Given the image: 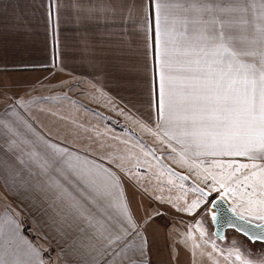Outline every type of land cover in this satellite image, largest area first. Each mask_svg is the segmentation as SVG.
Returning a JSON list of instances; mask_svg holds the SVG:
<instances>
[{
    "label": "crops",
    "instance_id": "0c3cea01",
    "mask_svg": "<svg viewBox=\"0 0 264 264\" xmlns=\"http://www.w3.org/2000/svg\"><path fill=\"white\" fill-rule=\"evenodd\" d=\"M154 7L0 0V222L19 226L37 264H153L157 244L143 218L162 216H144L140 204L177 208L194 172L217 169L216 160L249 162L190 153L182 161L184 146L165 135L174 130L157 106ZM105 173L119 178L135 231L104 194L115 192Z\"/></svg>",
    "mask_w": 264,
    "mask_h": 264
},
{
    "label": "snow or ice",
    "instance_id": "6c2138e0",
    "mask_svg": "<svg viewBox=\"0 0 264 264\" xmlns=\"http://www.w3.org/2000/svg\"><path fill=\"white\" fill-rule=\"evenodd\" d=\"M154 4L157 106L161 119L174 130L165 135L184 146L182 161L189 153L249 161L216 160L219 171H196L209 190L193 189L201 199L185 210L191 212L201 203L220 204L231 193L237 206L222 210L233 213L245 226L254 223L260 230L257 238H264V2L154 0ZM105 175L115 192L104 194L114 196L125 223L135 231L119 178ZM241 204L246 207L238 211ZM212 219H217L215 211ZM18 227L10 218L0 222V264H37L39 251L17 239ZM128 228L122 230L124 235H130ZM119 239L118 235L115 240ZM234 255L241 264H250L239 251Z\"/></svg>",
    "mask_w": 264,
    "mask_h": 264
},
{
    "label": "rangeland",
    "instance_id": "374dc122",
    "mask_svg": "<svg viewBox=\"0 0 264 264\" xmlns=\"http://www.w3.org/2000/svg\"><path fill=\"white\" fill-rule=\"evenodd\" d=\"M5 79L6 76L0 74V85L5 84L3 83ZM207 170L219 171L214 167ZM208 183L210 184L211 181ZM196 188L209 190L208 184L204 183L202 179H198L194 172V178L191 177L189 180V186H183L182 196L184 200L183 203H177V208H161L156 204L157 207H155L153 204L143 202L140 204L144 216L150 215V213L154 215L156 210L162 216L158 219L143 218L151 238L157 244L158 252L156 251L157 253L153 257V264H176V261L178 264H241V261L235 259L234 253L236 251H239L242 260L248 258V260H253L254 264L264 261L263 244L251 243L233 231L226 232L223 240H218L213 236V209L211 204L201 203L191 212L185 210L194 201L201 199V193L193 191ZM157 191L163 192L164 189L158 185ZM171 195L172 197L176 195L174 198H181V195L176 193ZM212 195L215 198L219 197L215 192ZM207 198L204 197V199ZM231 198L237 203L231 193L227 194L224 200L229 204ZM231 207L236 206L231 205ZM244 207L246 205L241 204L238 211H242ZM151 209L153 213L150 212ZM244 214L247 215L246 212ZM201 231H203V235H201ZM52 259L55 264L53 257Z\"/></svg>",
    "mask_w": 264,
    "mask_h": 264
},
{
    "label": "water",
    "instance_id": "95a60500",
    "mask_svg": "<svg viewBox=\"0 0 264 264\" xmlns=\"http://www.w3.org/2000/svg\"><path fill=\"white\" fill-rule=\"evenodd\" d=\"M220 200V197L215 198ZM213 211L217 214V219L213 220V236L218 240H223L226 232L233 231L243 237H245L251 243H260L264 245V238H257L260 230L255 228L254 223L252 226H245L237 219L230 211H223L222 209H228L229 204L223 200L220 204H211ZM235 225L230 227L229 225ZM242 229V230H237ZM245 231L248 233L245 235Z\"/></svg>",
    "mask_w": 264,
    "mask_h": 264
},
{
    "label": "trees",
    "instance_id": "16d2710c",
    "mask_svg": "<svg viewBox=\"0 0 264 264\" xmlns=\"http://www.w3.org/2000/svg\"><path fill=\"white\" fill-rule=\"evenodd\" d=\"M23 230H24L25 234L28 237H30L31 239H33V240H37L38 239L35 235L31 234V232L29 231V227L28 226L25 225Z\"/></svg>",
    "mask_w": 264,
    "mask_h": 264
}]
</instances>
